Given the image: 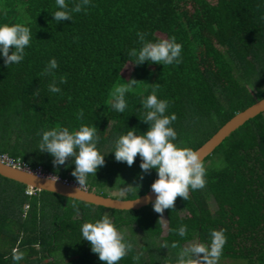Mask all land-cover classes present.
Listing matches in <instances>:
<instances>
[{
	"label": "trees",
	"instance_id": "16d2710c",
	"mask_svg": "<svg viewBox=\"0 0 264 264\" xmlns=\"http://www.w3.org/2000/svg\"><path fill=\"white\" fill-rule=\"evenodd\" d=\"M56 8L55 0H0V23L24 24L33 34L20 63L7 67L0 57V154L32 169L76 181L74 164L54 166L48 153L37 150L42 131L94 124L97 148L107 153L129 127L147 129L141 102L154 88L169 102L166 114L176 115L177 142L193 150L264 97V0H91L72 20L60 22L53 20ZM137 31L150 40L161 38L158 33L174 35L183 46L180 63L133 64L127 53L140 47ZM52 57L57 82L66 77L60 93L48 91L53 77L42 74ZM128 64L133 68L125 76ZM130 78L137 82L120 113L110 107L111 92ZM139 163V155L129 167L109 152L84 186L137 198L157 176L154 169L142 173ZM203 163L205 185L165 209V234L152 204L107 208L0 174V264H105L80 233L83 222L101 215L133 244L117 264H177L180 250L195 239L207 245L212 229L226 236L217 264H264V112L232 132ZM180 225L185 236L175 231ZM13 249L22 250L23 259L12 261Z\"/></svg>",
	"mask_w": 264,
	"mask_h": 264
},
{
	"label": "clouds",
	"instance_id": "9594fccd",
	"mask_svg": "<svg viewBox=\"0 0 264 264\" xmlns=\"http://www.w3.org/2000/svg\"><path fill=\"white\" fill-rule=\"evenodd\" d=\"M90 2L91 0H76L70 6L66 0H55L57 8L51 12L53 20H72L73 13L86 10ZM32 35L31 29L24 24L0 23V57H3L4 65L8 67L18 64L24 59ZM146 35L137 31L140 47H133L127 53L133 64L139 65L146 61L163 66L180 63L183 46L174 35L155 40L146 39ZM57 68L58 62L52 57L42 70V74L53 77L48 84V91L51 93H60V84L66 82L63 75L57 82ZM136 82L135 78H130L114 87L109 102L113 110L120 113L125 111L126 93L132 90ZM141 103L144 113L140 119L147 122V129L139 131L135 127H129L125 134L115 140L114 149L109 152L114 154L116 161L125 162L129 167L139 155L142 173L151 169L156 171L157 176L151 183V190L155 193L151 204L155 212L162 214L165 209L174 207L178 196L188 200L190 189L202 188L206 183L207 170L198 151L177 142V132L172 127L176 115L166 114L168 100L159 98L154 88ZM37 150L48 153L54 166L65 165L66 160L75 165L71 174L77 181L76 190H80L87 183L89 175H95L98 168L105 164V155L109 153L98 150L97 127L94 124H82L77 129L56 126L43 130ZM140 179H143L142 175ZM175 231L179 236H185L186 226L180 225ZM80 233L81 239L89 242L90 250L105 264H117L133 249V244L126 238L125 233L108 215L83 222ZM225 242L224 230L212 229L208 244L194 242L183 247L178 253L177 264H217ZM172 247H176L175 242ZM24 255L22 250L13 249L11 259L14 262L20 261ZM133 259L139 260V255Z\"/></svg>",
	"mask_w": 264,
	"mask_h": 264
},
{
	"label": "water",
	"instance_id": "95a60500",
	"mask_svg": "<svg viewBox=\"0 0 264 264\" xmlns=\"http://www.w3.org/2000/svg\"><path fill=\"white\" fill-rule=\"evenodd\" d=\"M262 112H264V97L246 109L235 114L222 127H220V129L213 136H211L195 151H198L202 157V160H204L208 155L212 154L214 150L228 136L231 135L232 132ZM0 174L10 179L24 183L32 189L48 190L66 197L76 198L107 208L121 210L140 209L151 204V201L155 198V193L151 189L145 194L133 199L106 196L94 190H89L85 186H82L80 190H76L77 183L75 182L65 181L60 177L54 176L52 174H43L37 170L17 168L1 160Z\"/></svg>",
	"mask_w": 264,
	"mask_h": 264
},
{
	"label": "built area",
	"instance_id": "2783aa9c",
	"mask_svg": "<svg viewBox=\"0 0 264 264\" xmlns=\"http://www.w3.org/2000/svg\"><path fill=\"white\" fill-rule=\"evenodd\" d=\"M0 160L3 161V162H6L7 164H10V165H12L14 167H17V168H23V169H28V170H37L40 173L49 174V173L44 172L42 170V168L32 169L30 166H28L27 163H25L20 158L16 159V158L8 156L7 154H0ZM64 180L65 181H70V180H67V179H64ZM70 182L77 183L76 181H72V180Z\"/></svg>",
	"mask_w": 264,
	"mask_h": 264
},
{
	"label": "rangeland",
	"instance_id": "374dc122",
	"mask_svg": "<svg viewBox=\"0 0 264 264\" xmlns=\"http://www.w3.org/2000/svg\"><path fill=\"white\" fill-rule=\"evenodd\" d=\"M212 1H215V0H212ZM158 35H159L161 38H166V35L163 34V33H158ZM132 68H133V66H132L131 64H128V65L125 67V69H124V71H123V74H124L125 76H129V74H130L131 71H132ZM161 215H162V216H161ZM157 217H158L159 224H160V226L163 228V230H164V234H165L166 231H167V227H168V221H167V217H166V214H165V210H164V212H163L162 214H161V213H157ZM194 242H199V243H201L199 240L195 239V240H193V241L187 243L186 246H187L188 244H190V243H194Z\"/></svg>",
	"mask_w": 264,
	"mask_h": 264
}]
</instances>
